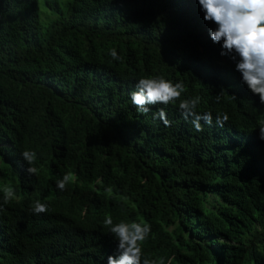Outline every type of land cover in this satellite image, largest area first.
<instances>
[{"label": "trees", "instance_id": "1", "mask_svg": "<svg viewBox=\"0 0 264 264\" xmlns=\"http://www.w3.org/2000/svg\"><path fill=\"white\" fill-rule=\"evenodd\" d=\"M209 27L196 0H0V178L17 193L0 211V264H107L106 214L148 221L145 255L165 264H264V141L253 131L264 105ZM157 74L200 95L213 126L196 132L173 105L139 113L129 93ZM161 107L171 127L153 118ZM217 112L230 116L223 129ZM67 172L77 179L60 191ZM37 199L47 213L31 211Z\"/></svg>", "mask_w": 264, "mask_h": 264}, {"label": "clouds", "instance_id": "2", "mask_svg": "<svg viewBox=\"0 0 264 264\" xmlns=\"http://www.w3.org/2000/svg\"><path fill=\"white\" fill-rule=\"evenodd\" d=\"M196 2L203 13L204 21L215 25L208 28V35L214 44L220 45L219 55L227 57L234 63V70L240 74L241 84L245 85L253 96L259 97V104L264 105V0H196ZM108 55L112 61L122 60L116 48L109 49ZM186 91L183 81H173L163 74H157L139 78L129 97L132 106L142 114L150 111L149 106L158 104L176 106L183 119L191 121L196 132H203L204 125L213 126V113L199 112L202 97L185 96ZM222 98L223 88L215 96V102L220 103ZM232 99H236L234 93ZM153 118L159 119L165 127L172 126L164 107L157 109L153 113ZM229 120L227 112H217L215 126L223 129ZM256 130L258 138L264 141V116L256 120V128L253 131ZM21 157L28 165L25 171L30 176H38L40 170L36 166L37 151L25 149L21 152ZM76 179L73 172H67L56 181V187L64 191L69 184L75 183ZM106 191L111 192V188ZM0 192L2 211L4 205L17 199V193L11 183L0 187ZM30 207L36 215L48 212V204L39 199ZM102 223L116 245L115 254L107 257V264H165L162 256L150 258L145 255L143 246L152 233V225L148 221L133 219L114 222L111 214H106ZM168 264H171V259Z\"/></svg>", "mask_w": 264, "mask_h": 264}, {"label": "rangeland", "instance_id": "3", "mask_svg": "<svg viewBox=\"0 0 264 264\" xmlns=\"http://www.w3.org/2000/svg\"><path fill=\"white\" fill-rule=\"evenodd\" d=\"M262 116H264V112H263ZM7 183H10V178H7V180L5 182L3 181L2 178H0V187H2L4 184H7Z\"/></svg>", "mask_w": 264, "mask_h": 264}]
</instances>
